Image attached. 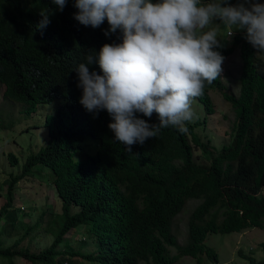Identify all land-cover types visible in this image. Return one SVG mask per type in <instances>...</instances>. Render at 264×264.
Segmentation results:
<instances>
[{
	"label": "trees",
	"instance_id": "obj_1",
	"mask_svg": "<svg viewBox=\"0 0 264 264\" xmlns=\"http://www.w3.org/2000/svg\"><path fill=\"white\" fill-rule=\"evenodd\" d=\"M173 1L0 0L2 97L23 104L24 115L57 103L44 115L46 143L5 181L0 216L7 217L0 228L8 234L14 225L12 191L36 164L51 173L60 225H48L52 240L36 252L16 248L34 227L27 223L13 243L0 242V257L9 264L15 257L30 264H173L180 256L219 264L214 247L203 243L206 234L264 230V10L229 35L228 45L203 36L198 45L179 27L182 13L147 6ZM236 47L233 94L217 67ZM144 77L165 89L159 97L169 115L163 120L138 94ZM212 86L233 111L228 140L219 148L196 130L204 119L182 118L178 126L168 104V94L176 93L210 114ZM195 148H201L200 161ZM188 201L196 204L178 243L173 218ZM72 205L78 211L70 212ZM80 225L86 227L80 240L89 239L95 251L67 248L79 241L70 231ZM62 241L66 250L58 248ZM259 245L262 258L243 256L248 264H264V239Z\"/></svg>",
	"mask_w": 264,
	"mask_h": 264
},
{
	"label": "rangeland",
	"instance_id": "obj_2",
	"mask_svg": "<svg viewBox=\"0 0 264 264\" xmlns=\"http://www.w3.org/2000/svg\"><path fill=\"white\" fill-rule=\"evenodd\" d=\"M219 1V0H218ZM227 2L220 5L214 0H175L170 3H151L147 4L153 11L166 10L169 13H182L179 21V27L186 30L199 45L202 36L213 44H229L230 36L225 32L231 30L233 33L241 30L244 24L250 18L256 15L262 8L264 0H238L230 4V0H221ZM174 3V4H173ZM173 4V5H172ZM264 27V19L261 22ZM223 80L228 84L227 91L236 94L238 91V72L240 67V58L238 48L224 59L219 65ZM186 76L191 77V71L186 69ZM195 81V79H194ZM165 89L152 80L142 79L138 87V94L143 93V104H150V108L160 120L165 119L168 113L167 108L163 106V97H159ZM208 94L214 104V111L210 114H204L202 105L193 98L177 96L176 93L168 94V104H171V111L176 116L175 123L182 126V118L189 122L204 119L203 125L198 126L200 136L210 138V145L219 148L228 140V134L233 122V111L229 104L225 102L220 93L212 86L208 89ZM195 102L197 110L189 108L184 109L182 102ZM139 105L138 102L133 101ZM159 106V111L156 106ZM186 105V104H185ZM57 106L56 100L50 103L37 106L34 113L24 115L22 113L23 104L14 102L2 97V85H0V205L4 203L5 181L9 174L20 172V167L25 158L40 149L47 139L46 128L43 125L44 115L53 113ZM176 107V108H175ZM175 108V110H174ZM169 110V109H168ZM205 138L202 140L205 141ZM12 153L17 162L11 165L8 160V154ZM201 148H195L193 158L200 161L197 156ZM23 179L15 183L12 191V206L18 208V212L13 220L14 225L6 228L8 234L0 228V242L3 245L13 243L25 230V224L34 225L32 230L17 244L16 248L27 247L31 252H36L46 247L52 240V232L49 234V227L60 225V200L57 197L53 185L50 182L51 173L46 168L36 164ZM196 204L194 201L186 202L182 212L173 218L172 229L176 234L177 242L182 243L186 238L185 216L186 213ZM78 211V206L72 205L70 212ZM57 213V214H56ZM7 216H0V224ZM50 218H55L50 220ZM20 220V221H18ZM20 222L23 227L19 225ZM56 222V223H55ZM5 224V223H3ZM3 227H8L3 225ZM86 236V227L84 225L72 228L70 237L79 238V241H73L67 248L73 250L95 251V245L90 240H80ZM264 239V230L256 227H248L240 232L228 234L209 233L206 234L203 243L214 247L219 264H248V260L243 256H253L255 260L262 258L260 242ZM91 245V248L88 247ZM59 250H66L62 244ZM170 253L174 254L175 249L170 248ZM70 258V256H64ZM83 264L85 261H81ZM205 264L210 262L203 257ZM13 264H30L19 257H15ZM0 264H9L8 260L0 257ZM173 264H196L189 256L178 257Z\"/></svg>",
	"mask_w": 264,
	"mask_h": 264
},
{
	"label": "clouds",
	"instance_id": "obj_3",
	"mask_svg": "<svg viewBox=\"0 0 264 264\" xmlns=\"http://www.w3.org/2000/svg\"><path fill=\"white\" fill-rule=\"evenodd\" d=\"M236 1H238V0H234V1H229V3L230 4H233V3H236ZM214 2H217L218 4H220V5H224V4H226L227 2H222L221 0H214ZM264 10V3H263V6H262V8H261V10L257 13V14H260V12L261 11H263ZM256 14V15H257ZM251 19V18H250ZM248 21H250V20H248ZM248 21L244 24V26L248 23ZM263 21V20H262ZM261 21V22H262ZM260 25H261V23H260ZM244 26L242 27V29L244 28ZM254 28V27H253ZM264 28V27H263ZM241 29V30H242ZM241 30H239V31H241ZM238 32V31H237ZM228 36L229 35H233V34H235V33H233L231 30H227L226 32H225ZM256 35H261V33L260 32H256ZM223 63V62H222ZM221 63V64H222ZM217 71H218V74H219V76H220V79H222V73H221V71H220V67L218 66L217 67ZM2 90H3V87H2ZM186 104V105H185ZM182 107L184 108V109H189V108H192V109H195V110H197V106H196V103L195 102H182ZM214 105V104H213ZM35 112V111H34ZM34 112H32V113H34ZM83 238V237H82ZM62 264H64V262L62 263Z\"/></svg>",
	"mask_w": 264,
	"mask_h": 264
}]
</instances>
